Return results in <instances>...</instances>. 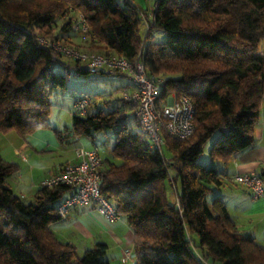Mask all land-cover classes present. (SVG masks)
I'll return each mask as SVG.
<instances>
[{"label": "trees", "instance_id": "1", "mask_svg": "<svg viewBox=\"0 0 264 264\" xmlns=\"http://www.w3.org/2000/svg\"><path fill=\"white\" fill-rule=\"evenodd\" d=\"M141 12L132 0H0V133L50 129L53 93L71 74L90 73L38 40L69 45L63 37L82 15L89 47L138 59L149 77L165 75L156 106L171 94L194 105L193 134H163L161 153L147 146L117 96L99 105L86 95L89 114H71L69 130L54 129L59 139L68 131L90 138L115 132L99 187L133 231L134 264H264V246L237 229L219 196L207 198L222 183L213 163L226 164L255 141L264 98V0H154L144 35ZM57 20L60 32L54 33ZM153 28L165 33L162 42H153ZM216 132L208 150L212 163L201 164ZM17 170L0 156V264H110L104 242L79 254L50 230L68 187L39 186L26 203L6 183ZM259 175L264 180V169ZM167 179L179 182L174 203L167 199Z\"/></svg>", "mask_w": 264, "mask_h": 264}, {"label": "crops", "instance_id": "2", "mask_svg": "<svg viewBox=\"0 0 264 264\" xmlns=\"http://www.w3.org/2000/svg\"><path fill=\"white\" fill-rule=\"evenodd\" d=\"M73 39L69 38L71 42ZM73 100L74 98L68 110L70 117ZM54 129L60 130L51 125L50 129L39 128L26 136H21L14 130L0 133V156L18 166L17 172L9 176L6 183L21 198L28 196L32 201L40 181L55 173L59 167L74 161L77 148L82 146L75 145L69 150L64 144V136L59 139ZM253 134L255 141L251 147L237 153L226 164L213 163L221 172L222 183L212 195H217L224 201L241 233L251 236L264 246V197L253 199L245 187L232 179L237 173H259L264 169V104ZM80 137L76 136L78 140ZM57 152L64 162L48 160L49 155ZM207 161L212 163L210 159ZM171 188H174L176 194V185ZM49 228L58 239L74 243L78 251L93 247L97 242H104L108 247L106 254L109 255L107 260L110 264H134L132 229L123 217L110 222L94 204L73 207L66 218L53 221ZM125 250L131 256L126 261H121Z\"/></svg>", "mask_w": 264, "mask_h": 264}, {"label": "built area", "instance_id": "3", "mask_svg": "<svg viewBox=\"0 0 264 264\" xmlns=\"http://www.w3.org/2000/svg\"><path fill=\"white\" fill-rule=\"evenodd\" d=\"M127 1V0H126ZM87 24L82 15L72 20L74 31H87ZM39 42L51 46L62 56L76 59L90 73H121L127 78V84L114 91L120 105L137 120L142 132V138L151 149L162 152L166 134L172 138L183 139L193 134L194 105L185 95H169L167 100L158 107L156 101L163 78L149 77L140 60L129 61L122 55L106 54L81 50L71 45L48 41L38 37ZM170 101V102H169ZM91 100L86 95H80L73 101L72 114L86 116L89 114ZM104 152L96 143L89 148L80 146L76 150L74 161L58 168V170L40 181L41 187H54L64 185L68 193L57 205V215L60 219L66 218L73 207H86L96 205L110 222L120 218L112 202L100 192L99 168ZM168 162L167 159H164ZM233 181L245 187L253 199L264 197V180L257 172L237 173ZM131 256L124 251L121 261Z\"/></svg>", "mask_w": 264, "mask_h": 264}, {"label": "rangeland", "instance_id": "4", "mask_svg": "<svg viewBox=\"0 0 264 264\" xmlns=\"http://www.w3.org/2000/svg\"><path fill=\"white\" fill-rule=\"evenodd\" d=\"M132 1L135 2L140 8H142L140 33L144 35V33L147 30V27L149 26L148 18H151V16H149V13L151 12V6L153 5L154 0H132ZM60 24L61 21L57 20V24L54 26L55 28L54 33L60 32L59 29ZM63 38H65L63 39L65 42L68 41L67 43L69 45L74 46L78 49L89 50V51L93 50L94 52L103 53L101 52V50L95 48L93 49L88 46L89 45L88 37L84 35V32L72 30L70 34H66ZM69 38L71 39L74 38L72 40L73 42L69 41ZM164 39H165V33L160 28H153L152 30L153 42H162ZM141 45H143L142 42ZM260 46L264 47V41H261ZM81 47H83L84 49ZM63 57H65V59L67 61L69 60L70 62L71 58L66 56ZM159 77L165 78V75L160 74ZM127 82L128 80L126 77L118 75L116 73L91 72L87 75L71 74L70 77L66 80L65 87L62 89H57L51 97L52 105L50 108V114L48 118L49 123L52 126L57 127L62 131L69 130L71 125V117L69 116L68 110L70 108L73 98L79 95H88L95 101V103L99 105H108L109 100L116 102L114 90L126 84ZM262 104H264V98H262L261 100V107ZM110 107H114V106L110 105ZM63 135H64V140L66 139L64 144L65 146L68 147L69 150L73 149L75 145H82L85 148H89L94 142L98 146H100V148L104 152V155H108L109 149L111 148L115 139V132L113 130L96 132L94 133L92 138L87 136H81L79 140L76 138V136L70 134L69 131L63 133ZM218 137L219 134L217 132L214 133L211 139L205 144L203 151L198 158V161L201 164L204 165L210 164L207 161L209 160L208 150L212 144V141L214 139H217ZM163 150L165 155L168 156V151L166 150L165 147ZM48 160H52V162L61 160V162H64L63 158L61 159L59 152L49 155ZM168 173H169V178L171 179L174 176V171L172 170V168L169 169ZM165 185H166L167 199L170 203H174L176 201V194L174 192V188L171 187L172 185H176L177 190H179V182H176V184H174V182L171 183L167 179ZM213 196L214 195H212L211 193L207 196V198L210 199ZM22 200L23 202L26 203L30 201L28 196L23 197ZM245 225L244 228L246 227ZM79 252H80L79 254H81L82 251ZM107 256H109L108 253L105 255L104 258H107ZM112 264L115 263L112 262Z\"/></svg>", "mask_w": 264, "mask_h": 264}, {"label": "water", "instance_id": "5", "mask_svg": "<svg viewBox=\"0 0 264 264\" xmlns=\"http://www.w3.org/2000/svg\"><path fill=\"white\" fill-rule=\"evenodd\" d=\"M170 102V101H169Z\"/></svg>", "mask_w": 264, "mask_h": 264}]
</instances>
